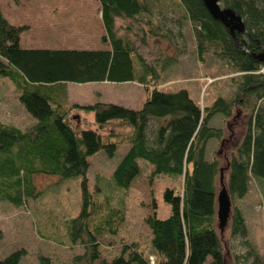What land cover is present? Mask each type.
<instances>
[{"label": "trees", "instance_id": "16d2710c", "mask_svg": "<svg viewBox=\"0 0 264 264\" xmlns=\"http://www.w3.org/2000/svg\"><path fill=\"white\" fill-rule=\"evenodd\" d=\"M100 5L104 35L102 43L109 50H50L24 49L19 37L23 27L8 23L0 12V77L9 80L19 92V102L36 120L31 132L0 123V202L22 206L37 192L31 182L34 174L82 177V209L73 220L72 230L79 237L90 215L85 174L88 158L101 150L114 155L115 133H107L103 141L101 132L110 122L126 125L130 133L119 142L128 150L115 167L112 179L116 186L127 189L138 176V161L152 166L151 177L163 176L182 181L179 190L166 187L163 200L170 206V214L158 219L156 202L152 198V213L145 220L151 231V247L157 257L153 264H226L221 240L216 231V177L218 165L205 160L209 140H220L223 131L209 127L217 114L224 118L233 115V109L222 97L210 106L198 105L185 89L172 93L158 90L151 76L157 75L128 40L117 35L115 20L132 18L144 13L143 0H97ZM191 24L196 42L197 56L203 54L202 42L219 44L221 55L238 78L234 102L241 104L250 97L264 99V61L257 58L264 52V9L254 0H219L223 9H230L243 22L244 31L229 29L212 18L201 0H178ZM222 3V5H221ZM239 42L238 45L234 41ZM135 55L142 75L134 72ZM173 60V59H172ZM148 77V78H147ZM105 81L109 83L136 82L143 87L144 101L139 110L113 103L72 105L66 102L67 83ZM78 110L93 113L95 129H83L78 121H71ZM83 118L79 119L83 123ZM153 124L150 136L148 129ZM250 177L264 180V108L253 109L245 133L232 155L226 180L230 200L243 199L248 193ZM91 220L90 218H88ZM81 220L78 234L76 224ZM88 229L89 241L84 258L87 264L99 260L97 228ZM112 226V225H111ZM232 235L246 236L241 211L233 208L230 216ZM1 237V235H0ZM25 250H16L0 264H20ZM78 257L77 259H80ZM98 264H151L150 256L136 247H124L110 261L100 259ZM253 264H264L257 258Z\"/></svg>", "mask_w": 264, "mask_h": 264}, {"label": "rangeland", "instance_id": "374dc122", "mask_svg": "<svg viewBox=\"0 0 264 264\" xmlns=\"http://www.w3.org/2000/svg\"><path fill=\"white\" fill-rule=\"evenodd\" d=\"M16 1L25 2V12L29 15L33 13L34 0ZM143 1L147 8L144 13L128 19L117 18L115 23L117 35L128 40L145 63L154 72L158 71L157 75L150 77L152 85L166 93L185 89L201 106H210L217 97H222L233 109L230 118L217 114L208 123L209 127L223 131L222 139L209 140L205 150V160L215 161L218 165L217 192L219 169L222 170L223 182L226 184L228 166L245 133L247 121L254 108H264V99L258 101L250 97L241 104L234 102L238 87L237 74L221 55L217 43L202 42L201 59L197 56L191 24L178 0ZM254 1L264 9V0ZM14 2L0 0V12L11 21L28 23V26H22L24 45L26 40L34 39L37 28V47L58 46L84 50L99 46L97 36L100 32L94 22L98 17L95 10H99L97 0H37V19L30 16L27 20H18L15 15H9ZM234 44L238 45L239 42L235 40ZM132 58L135 75L139 78L142 69L136 56ZM67 84L65 104L69 107L75 103L91 104L96 98L120 104V101L134 94L132 88L138 85L111 84L105 81ZM130 106H135V110L141 108L139 103L132 102ZM72 113L78 114L71 120L73 124L78 121L83 129L96 128L93 113L85 114L78 110H72ZM82 117L84 121L80 123ZM0 123L27 133L32 131L36 123L19 102V92L9 80L2 77ZM107 125L101 132L103 141H107V133L110 132L120 136L111 139L116 144L112 157L101 150L88 158L89 167L85 179L90 201L87 210L90 215L85 217L87 225L84 222L80 235L78 230L81 220H78L75 231L79 237L75 238L72 227L73 220L82 209V177L63 179L54 175L34 174L31 177L37 192L34 197L27 198L24 205L18 207L5 201L0 202V259L24 249L25 256L20 264H87L84 258L88 250L87 231L89 229L93 232L99 220L104 222L94 232L99 260L110 261L129 245L146 256L154 253L150 243L151 231L145 222L152 213V198L157 205V218L166 219L170 214V206L163 200V191L166 187L179 190L182 181L174 177H151L152 166H146L145 161L139 160V174L130 186L127 189L116 186L112 173L128 150V145L119 141L130 133V128L117 121ZM151 130L153 124L148 129L149 136ZM230 201L231 212L233 208L241 211L247 233L245 237L232 235L230 218L222 228L215 221L226 264H253L256 258L264 261V180L250 177L247 195L241 200L234 198ZM150 258L154 263L157 262L156 256ZM99 260L93 264H98ZM208 263L209 260L205 264Z\"/></svg>", "mask_w": 264, "mask_h": 264}, {"label": "crops", "instance_id": "0c3cea01", "mask_svg": "<svg viewBox=\"0 0 264 264\" xmlns=\"http://www.w3.org/2000/svg\"><path fill=\"white\" fill-rule=\"evenodd\" d=\"M17 3V4H16ZM26 3L25 2H19V1H16L13 3L12 7L11 8L12 10L9 11V15L11 17L12 14L15 15V18H17L18 20L19 19H22V20H27V18H30V16H32L33 18L37 19V0H34L33 1V4H32V9H33V13L32 14H28L26 13V9H27V5L24 6ZM31 6V5H30ZM98 9L99 10H95V13L98 15L97 19H94V22L97 24V30L100 32L99 36H97V41H98V47H95V48H88V49H84V50H109V45L108 43H102L100 41V38L104 35V27H103V24L101 22V15H100V5L98 3ZM1 14L3 15V17L8 21L9 24L13 25V26H16V27H22V26H28V23H20V22H16V21H11L7 16H5V14L3 12H1ZM37 21V20H36ZM116 25V23H115ZM36 33H35V37L34 39H28L26 40V44L24 45L22 43V35H23V31L22 33L20 34V46L24 49H50V50H73V49H70V48H61V47H58V46H41V47H37V28L35 29ZM106 83H109V82H106ZM127 84H131V83H136V82H126ZM112 84V83H111ZM138 84V83H136ZM134 90V94L133 95H129V97L127 95L126 97V100H122L120 101V104H117V105H121V106H124V107H127V108H130V109H135V106H130L131 103H139L140 107L142 106L143 104V101H144V90H143V87L138 84L137 85V88H132ZM66 90H67V95H68V84L66 85ZM142 91V92H141ZM189 93V92H188ZM139 95V96H138ZM129 98V99H128ZM136 98V99H134ZM194 100V99H193ZM111 101H115V100H111ZM94 103H113V104H116L117 102H109L108 100H105L104 99H99V98H96L95 100H93V102L91 104H94ZM128 104V105H124V104ZM77 105H90V104H78V103H75ZM147 166V164H146ZM151 239V238H150ZM150 256L154 257L156 256L155 253L151 254Z\"/></svg>", "mask_w": 264, "mask_h": 264}, {"label": "water", "instance_id": "95a60500", "mask_svg": "<svg viewBox=\"0 0 264 264\" xmlns=\"http://www.w3.org/2000/svg\"><path fill=\"white\" fill-rule=\"evenodd\" d=\"M202 4L212 16L213 19L223 23L233 35L234 31L242 33L244 25L242 19L230 9H223L220 6L219 0H201ZM261 61H264V52L257 56ZM216 220L220 228L226 226L231 213V201L223 182L222 170L219 169V189L216 194Z\"/></svg>", "mask_w": 264, "mask_h": 264}, {"label": "built area", "instance_id": "2783aa9c", "mask_svg": "<svg viewBox=\"0 0 264 264\" xmlns=\"http://www.w3.org/2000/svg\"><path fill=\"white\" fill-rule=\"evenodd\" d=\"M150 263L153 264V261L151 260V258H150Z\"/></svg>", "mask_w": 264, "mask_h": 264}]
</instances>
